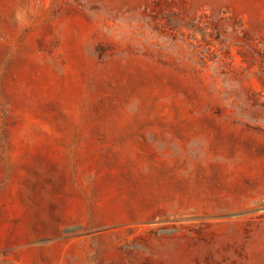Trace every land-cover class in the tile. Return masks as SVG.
Returning a JSON list of instances; mask_svg holds the SVG:
<instances>
[{
    "label": "rangeland",
    "instance_id": "obj_1",
    "mask_svg": "<svg viewBox=\"0 0 264 264\" xmlns=\"http://www.w3.org/2000/svg\"><path fill=\"white\" fill-rule=\"evenodd\" d=\"M0 264H264V0H0Z\"/></svg>",
    "mask_w": 264,
    "mask_h": 264
}]
</instances>
